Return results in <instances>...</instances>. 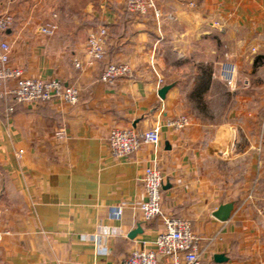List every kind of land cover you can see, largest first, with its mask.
<instances>
[{
  "label": "crops",
  "instance_id": "crops-1",
  "mask_svg": "<svg viewBox=\"0 0 264 264\" xmlns=\"http://www.w3.org/2000/svg\"><path fill=\"white\" fill-rule=\"evenodd\" d=\"M155 1L160 19L129 11L126 0H0V16L15 17L0 33L12 46V64L80 89L74 105L0 100V230L7 232L0 264H124L136 247L153 248L163 220H144L138 206L146 199L142 175L154 160L165 177L163 211L191 221L203 264H264V138L240 143L244 126L264 128V0ZM48 22L58 25L53 35L40 31ZM101 27L108 30L106 54L90 63L87 38ZM217 53L232 57L248 80L232 93L227 119L166 126L188 110L184 69ZM109 62L132 71L104 82ZM215 77L225 85L218 70L208 76L209 90ZM171 83L162 99L158 90ZM157 123L158 147L111 155L112 129ZM225 203L234 206L223 221L214 212Z\"/></svg>",
  "mask_w": 264,
  "mask_h": 264
},
{
  "label": "built area",
  "instance_id": "built-area-1",
  "mask_svg": "<svg viewBox=\"0 0 264 264\" xmlns=\"http://www.w3.org/2000/svg\"><path fill=\"white\" fill-rule=\"evenodd\" d=\"M127 9L136 14L146 15L154 12L157 19L162 12L157 7L155 0H126ZM215 25H220L215 22ZM15 17L6 12L0 16V33L12 28ZM58 29L57 23L48 22L40 27L46 35H53ZM108 30L106 27L92 31L86 42V53L90 63L101 60L106 54ZM12 46L7 41H0V100L13 98L15 105H36L54 99L69 105L79 102L80 89L75 85H66L58 78H43L29 76L24 69L11 62ZM75 65L82 67L83 63L76 59ZM131 66L126 62H109L101 75V80L113 83L116 79L130 74ZM220 77L226 86L236 90L239 80V69L235 62L225 60L220 67ZM248 83L247 79L242 80ZM15 106L8 108V113H13ZM193 119L186 114L170 118L165 125L175 130H183L192 125ZM162 124L140 130L135 127H117L111 130L108 136L111 155L114 158H124L138 151L144 145L158 147L161 140ZM61 133V132H60ZM146 192V199L138 208L144 220H151L160 216L164 229L158 234L153 248L136 247L124 264H203L201 237L194 231L189 219L167 214L162 208V193L165 183L164 174L157 160L148 165L141 178ZM119 207L116 212L122 213ZM0 230V241L4 234ZM162 257V259H161Z\"/></svg>",
  "mask_w": 264,
  "mask_h": 264
},
{
  "label": "rangeland",
  "instance_id": "rangeland-1",
  "mask_svg": "<svg viewBox=\"0 0 264 264\" xmlns=\"http://www.w3.org/2000/svg\"><path fill=\"white\" fill-rule=\"evenodd\" d=\"M218 55L219 53L216 54V57L213 55L214 59L217 60H209L208 62H205L204 60H195V65L192 69L190 67L189 69H184V72L189 71L188 74L185 75L189 80L187 81L186 79L182 82V89L185 93L183 101L188 109L184 114L189 115L193 120L196 117L216 123L223 121L227 119L229 115L227 106H233L235 103L234 97L232 96V93H234L235 90L229 89L226 84L224 85L216 77L213 89L209 90L211 85L210 81H208L209 74H211V78L212 75L214 77V73L218 75V70L220 72L219 68L221 66L219 63L217 64V62L220 61L221 63V61H224V58L219 60ZM226 58V60L234 62L232 57L228 56ZM190 79H192V87L187 88L186 86L191 82ZM241 84H243V86H248V83H243L242 79L239 77L238 86ZM260 100L263 101L264 99ZM243 119L245 120V115H243ZM240 136V143L243 144L244 147L247 137L256 136L257 138H264V128L259 127L251 131L244 126V129L241 130ZM261 152L263 153V149ZM233 166V164L229 166L225 164V170L231 172L233 171V169H231Z\"/></svg>",
  "mask_w": 264,
  "mask_h": 264
},
{
  "label": "water",
  "instance_id": "water-1",
  "mask_svg": "<svg viewBox=\"0 0 264 264\" xmlns=\"http://www.w3.org/2000/svg\"><path fill=\"white\" fill-rule=\"evenodd\" d=\"M175 84L174 83H171V84H166L164 85L163 87H161L159 90H158V94L159 96L162 98V99H165L166 98V94L167 92L174 86ZM233 203H225V204H222L221 206H219V208L214 212V216L216 218H218L219 220H223V221H226L230 218L231 216V212L233 210ZM139 232H142V229L139 227L137 228L136 230H134L131 234H130V237H135L137 235V233ZM215 258L218 260V261H222L223 259H227L226 256L224 254H217L215 255ZM162 259V257H161Z\"/></svg>",
  "mask_w": 264,
  "mask_h": 264
}]
</instances>
